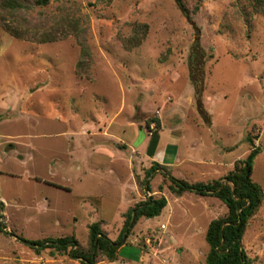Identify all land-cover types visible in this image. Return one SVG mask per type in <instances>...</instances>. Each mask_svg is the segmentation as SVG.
Masks as SVG:
<instances>
[{"label": "rangeland", "instance_id": "374dc122", "mask_svg": "<svg viewBox=\"0 0 264 264\" xmlns=\"http://www.w3.org/2000/svg\"><path fill=\"white\" fill-rule=\"evenodd\" d=\"M1 1L0 264H83L18 236H74L86 248L100 222L116 240L130 209L161 196L162 212L141 217L117 258L96 264H207V229L228 207L173 193L163 170L221 179L252 139L263 202L242 245L264 264V14L253 0H184L187 14L176 0H20L16 11ZM72 20L80 27L66 31ZM46 33L54 40L39 39ZM152 118L160 141L149 156ZM154 161L165 169L150 189Z\"/></svg>", "mask_w": 264, "mask_h": 264}, {"label": "trees", "instance_id": "16d2710c", "mask_svg": "<svg viewBox=\"0 0 264 264\" xmlns=\"http://www.w3.org/2000/svg\"><path fill=\"white\" fill-rule=\"evenodd\" d=\"M51 0H36V5H47ZM109 2L112 0H108ZM180 8L187 14L188 8L184 0H176ZM202 0H198L201 6ZM254 9L264 14V0H253ZM1 5L4 10H18L24 7V3L20 0H2ZM18 5L19 7L15 6ZM196 5V6H197ZM74 31L80 27L78 20H72L65 28L68 31ZM147 25L140 28V35L146 33ZM39 39L43 41L54 40L51 34L39 35ZM139 40V39H137ZM131 42V41H130ZM140 40L138 41L139 44ZM79 43L86 47V39H79ZM129 46V45H128ZM130 47V46H129ZM155 121L156 130L150 136L147 145V154L154 156L160 141L159 130L161 122L158 118L149 120V125ZM252 150L245 159L236 162L233 170L221 179L208 182H187L181 178H175L173 175L162 167V165L154 161L146 170L144 183L149 186V178L158 169H165L163 173L172 181L170 189L177 195H182L186 191H194L201 195H214L220 198L228 207L225 215L213 219L209 224L206 233V240L209 244V252L207 255V264H253L252 259L247 254L242 245V238L245 234L249 220L261 207L263 202V193L260 186L253 180L252 174L255 159L261 152V147L253 141ZM168 200L165 196L149 197V199L137 204L127 213L124 228L118 239L112 240L102 229L100 222H94L89 226V244L85 248L80 246L78 240L74 236L45 238L41 240H30L25 237L18 236L19 239L36 250L40 251L47 248H53L59 254H67L70 258L79 259L83 264H96L97 257L104 256L109 260H115L118 256L120 247L126 242L127 237L131 234L132 229L143 217L158 216L167 205ZM6 231V230H5ZM15 235V233L11 232Z\"/></svg>", "mask_w": 264, "mask_h": 264}, {"label": "water", "instance_id": "95a60500", "mask_svg": "<svg viewBox=\"0 0 264 264\" xmlns=\"http://www.w3.org/2000/svg\"><path fill=\"white\" fill-rule=\"evenodd\" d=\"M145 190L148 191V187L147 186H145ZM3 228H7L6 223H3Z\"/></svg>", "mask_w": 264, "mask_h": 264}]
</instances>
